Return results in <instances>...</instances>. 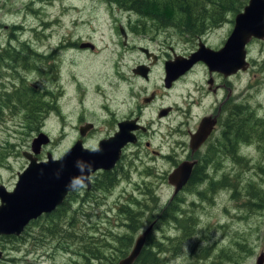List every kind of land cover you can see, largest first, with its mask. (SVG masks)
Masks as SVG:
<instances>
[{
    "label": "rangeland",
    "instance_id": "obj_1",
    "mask_svg": "<svg viewBox=\"0 0 264 264\" xmlns=\"http://www.w3.org/2000/svg\"><path fill=\"white\" fill-rule=\"evenodd\" d=\"M142 19L135 13L115 8L108 0H0L1 43L13 38L16 39L14 45L26 42L39 54L37 57L43 55V58H38L37 66H30L21 73L26 76L25 85L47 93L43 101L55 106L39 125L30 123L28 118H32V115L26 117L27 110L24 108L16 114L5 110L4 119L0 120V184L14 189L19 172L29 163L23 151L31 150L33 138L41 131L52 140L43 149L44 159H47L48 152L55 158L61 157L74 144L83 122L95 121L98 125L87 146H95L111 131L107 122H101L107 116L106 106L115 107L121 97V89L122 92L126 89L139 91L147 84L132 73L131 68L141 60L138 53H126L124 60H119L120 52L126 50L121 44L125 37L114 24L126 26L129 23L133 28ZM234 23L235 16H230L228 23L208 31L201 38L212 48L222 47ZM148 26L151 27L147 32L132 33L135 42L147 44L146 38L167 39L179 54L187 53L198 45V39L184 40L181 36L188 32H180L175 25L171 29L181 36L168 28H155L153 24ZM76 39L94 42L97 50L75 47L70 40ZM65 40L66 45H61ZM148 43L155 45L151 41ZM248 45L251 69L234 78L221 92V99L231 92L229 106L237 105L240 92L246 89L255 93L252 100L254 105H264V40L253 38ZM47 55L53 56L50 65L54 63L55 68L50 66L43 73L38 67L45 62L44 56ZM200 70L199 79L206 84L208 77L204 76V67ZM124 75L130 76L129 84L120 78ZM16 80L18 86L20 80ZM159 81V76L154 75L148 85L153 86ZM192 82L190 78L187 84ZM80 118H83V122H80ZM179 123L171 122L162 127L163 134L156 136L158 146L165 139L170 124ZM236 158L240 159V163L233 160ZM236 158L225 157L219 175L221 180L225 177L236 178L235 184L215 190L206 184L190 185L179 192L182 195L193 186L191 191L184 194L185 200L181 202L182 216L188 217L186 225H192L194 229L191 237L184 240L186 231L175 222L153 229V244H162L161 257L167 261L166 264H257L259 256L264 254V206H257L245 213L241 212L243 206L239 204L252 201L253 197L260 202L259 205L261 200L264 201V177L260 175L261 171L264 172V139H260V132L256 133L255 139L241 143ZM172 170L161 161L160 174L164 171L171 173ZM201 189H205L208 196L204 194L198 204L197 191ZM84 194L82 191L75 200V209L79 208L80 197ZM173 194L174 188L169 184L154 188L153 183H149L146 190L136 174L124 189L118 186L110 191L104 190V193L99 192L95 200L86 198L77 216L68 210L63 214L59 212V215L47 220L33 222L28 231L15 239L2 236L0 249L4 256L0 264L118 262V255L129 243V236H133L135 242L136 237L151 224V218L157 215V207L161 211ZM127 207L132 209L128 214L134 218L137 214L133 210L144 211V225L139 226L137 231L127 226V216L121 212ZM191 217L195 223L190 221ZM52 221H57L62 228L58 233L49 234L46 230ZM65 247L70 249L66 250ZM224 249L225 254L221 253ZM94 250L100 255L94 256ZM155 250L158 251L157 248Z\"/></svg>",
    "mask_w": 264,
    "mask_h": 264
},
{
    "label": "flooded vegetation",
    "instance_id": "obj_2",
    "mask_svg": "<svg viewBox=\"0 0 264 264\" xmlns=\"http://www.w3.org/2000/svg\"><path fill=\"white\" fill-rule=\"evenodd\" d=\"M114 25L115 28L121 32L120 26L123 25L121 23H116ZM153 25L155 28L166 29L154 23ZM124 29L126 32V38L122 40L121 44L126 50L120 52L119 60L123 61L126 53H138L141 60L136 62V64L131 68L132 73L134 77L144 80L147 84L142 86L139 91L126 89L122 92L121 89L122 94L115 107L110 108L109 106H106L107 116L101 122H107L111 131L109 130L107 135L99 139L98 143L93 147L90 145L87 146V144L92 135L97 131L98 125L97 123H94L95 121L83 122V118H80V122L83 123L79 126L78 135L74 139L73 145H75L78 141H82V146L85 149H99L101 142L115 136L116 133L120 131V125L123 123H126L128 133L135 136V141H129L121 147L120 157L117 159L116 164L112 169L107 170L101 168L95 171L91 170L88 182L82 183L76 189L69 191L64 201L59 204L54 211L42 214L37 219L31 221L27 228L30 227L33 222L42 219L46 220L48 216L56 212L65 202H67V209L64 212L68 210L77 216V213H81L80 211L83 207V201L86 198L95 200L99 192L104 193V190L110 191L118 186H121L124 189L131 183L136 174L139 175V178L146 190L149 188V183H153L154 188H156L157 185L160 187L164 184H169L175 189V187L169 182V171H164L163 174L159 173L161 161L168 167L175 170L182 162L186 160H194L196 161V164L192 169L190 176V181L194 179L193 185L197 186L206 184L212 189H219L221 188V177H219V175H221V163L224 164L225 157L230 159L234 158V156H228L227 152L221 151V141L223 137L227 135L231 140L233 139L234 143L231 145V148L233 149V152L236 151V153H239V147L241 145L238 138V134L241 130L239 122H250L254 128L258 123L264 122V105L263 103H261L259 107H257V104L254 105L252 100L254 99L255 93H251L248 89L240 92L241 98L237 102V105L229 106L231 92H228L221 99V92L225 91L227 84H231L234 78L248 72L251 69V62H249L247 70L238 71L237 73L227 77L218 71L211 72L209 67L203 61H198L185 70V67H179L175 64V59L177 57L189 58L192 53L197 51L200 43L204 42L201 37L206 35V33L201 37L191 39L188 37V34L181 36L175 30L168 28L167 30H172L173 32L175 31L174 33L183 37L184 40L189 39L196 41L198 39V45L196 48L187 53L179 54L177 53L175 46L167 39L159 41L155 38H146L147 44H144V42L138 44L132 36V33L134 35L136 34L134 28H132V26L128 23L124 26ZM166 32L167 31L164 33ZM121 35L123 37L122 32ZM13 41L16 42V39L10 38L4 43H1L0 41V110L4 111L17 108V105H20L14 97V91L18 87H22V85L25 84L26 76L21 73V70H27L30 66H32V56L30 54V50L35 51L34 48L26 42H20L19 45L16 46L13 44ZM66 41L67 40L63 41L61 45L65 46ZM70 41H72L71 43L74 42L73 45L75 47L82 48V40L76 39ZM70 41H68V43ZM148 41L154 42L155 45L149 44ZM87 42H91L95 45V48L86 47L87 49L97 50V45L94 42ZM24 47H28L29 49L27 50ZM219 48L213 49L217 50ZM6 50L16 51L20 54L13 55L8 53V57H5L2 53H7L4 52ZM22 52H24V55L22 56L29 57V63L26 61H19ZM36 54L38 53L36 52ZM41 57H43V55L39 56L40 59ZM50 58H53V56H44V59H46L45 62L41 64V67H38L41 68L40 70L43 73H45L46 70L48 71L50 66L55 68L54 63L53 65H50ZM202 67H204V76L206 75V77H208L206 84L202 83L199 79L201 77L200 72H202L200 68ZM136 69H139L141 72L145 69L147 70V74H139L136 72ZM128 70L130 71V67ZM154 75H158L160 81L155 83L153 86H149L148 84ZM8 78L9 81H6ZM120 78H124L125 84H129V75H124ZM190 78L193 79V82L192 84H187ZM16 79L20 80V84L18 86ZM43 94L44 96H47V93L43 92ZM10 98L12 101H10ZM206 117L216 123L205 141L196 151H193L191 147L192 135L199 129L203 119ZM171 122L180 123L178 125L170 124L169 131L164 136L165 139L163 142L160 141L159 143L161 144L158 146L156 143L157 134H163L162 127ZM253 123L255 125H253ZM87 124L92 125L86 129L83 126H86ZM255 137L256 133L253 134V138L251 139H255ZM263 138L264 130L263 132H260V139L263 140ZM45 146L46 145L43 146L41 153L38 155L39 161L46 160L42 156ZM24 152L25 151H23V153ZM49 153L50 152L47 153V157ZM221 158L223 160H221ZM201 170L205 175L203 182L195 181L198 179L197 177L199 176ZM260 175L264 177V173L262 171ZM191 190L192 189H189L188 191ZM82 191H84L85 194L80 197L79 208L75 209V200H77ZM186 192L182 195L173 194L161 211L160 208L157 207V211L155 212L157 214L155 215V223L158 224L159 218L162 216L163 212L169 214V212L172 211L171 206H176V199L178 197L180 202L184 201V194ZM202 192L203 195L206 194L208 196V192L205 189L197 191V196L199 197V200L197 201L198 204L201 203L203 199V197L201 198ZM239 204L243 206L241 212L245 213L252 210L256 206V204L251 201ZM130 210L132 209L127 207L121 212L127 216V226L129 227V224H131V227L134 228L135 219L129 222L128 213ZM174 211L176 216V207L174 208ZM133 213L143 214L144 211L133 210ZM130 216L133 217V215ZM244 218H246V215ZM170 222L172 223V218L169 219V223ZM160 226L161 225H159V227ZM25 231L20 235L7 237L15 239L23 235ZM193 233L189 236H186L185 234L184 240L191 237Z\"/></svg>",
    "mask_w": 264,
    "mask_h": 264
},
{
    "label": "water",
    "instance_id": "obj_3",
    "mask_svg": "<svg viewBox=\"0 0 264 264\" xmlns=\"http://www.w3.org/2000/svg\"><path fill=\"white\" fill-rule=\"evenodd\" d=\"M121 32L126 38L124 28H121ZM253 37L264 39V0H249L244 10L235 16L234 27L223 47L216 50L201 42L197 51L189 58L177 57L174 62L187 70L194 63L203 61L211 72L218 71L227 77L248 69L247 46ZM81 47L95 48V45L83 42ZM136 72L147 74L145 69L142 72L136 69ZM215 123L207 117L203 119L191 138L193 151L205 141ZM91 125L83 127L87 129ZM50 141V136L43 131L34 137L31 150L23 153L29 161L28 166L18 174L14 189L10 190L0 184V237L20 235L31 221L44 213L54 211L69 191L88 182L91 170L112 169L120 157L121 147L129 141H135V136L128 133L126 123H123L115 136L101 142L99 149H85L82 141H78L60 158H55L49 153L46 160L39 161L38 155ZM195 164L194 160H186L170 173L169 182L175 187V195L190 181ZM154 223L136 237L132 249L116 264L136 263L146 246L148 236L153 231ZM2 256L0 249V258ZM257 264H264V254L259 256Z\"/></svg>",
    "mask_w": 264,
    "mask_h": 264
},
{
    "label": "trees",
    "instance_id": "obj_4",
    "mask_svg": "<svg viewBox=\"0 0 264 264\" xmlns=\"http://www.w3.org/2000/svg\"><path fill=\"white\" fill-rule=\"evenodd\" d=\"M108 1L115 8H118L121 11H125L128 13H135L143 18L142 20L139 21L140 23H138L136 26H133L134 30L136 31L135 33L137 34L147 32V30H150L151 27L148 25L154 23L162 28H172L171 26L175 25L180 32L181 31L188 32L187 33L188 37H190L191 39H196L197 37H201L208 31L216 27L222 26L225 23H228L230 21V16L233 17L236 16L249 3V0H108ZM176 32L179 33L178 31ZM24 48L27 50L29 49L28 47H24ZM4 52H7L5 54L2 53V55H4L5 57H8L9 54H13V55L20 54L19 52L11 51V50H6ZM30 54L32 56L31 65L37 66V60H40L38 59L39 57H37L35 51L30 50ZM22 55H24V52L21 53L19 61H26L29 63V57ZM14 97L16 98V101H18L20 105H17V108H12L11 111L13 112L11 113L16 114L19 110H22V108L26 109L27 110L26 117H29V115L31 114L32 118L29 117L28 119L30 120V123L34 125H39V122L43 121V118L47 116L49 110H52L55 107L52 106L51 104H47V102H43L44 94L41 93L39 88H36L34 86H27L23 84L22 87H18L17 89H15ZM10 101H12L11 98ZM0 111H1V121H2L4 119V115L6 111L4 110H0ZM239 123L241 130L238 134V138L241 143L253 138L254 133L263 132L264 130V123L262 122L258 123L255 128L252 126L250 122H239ZM249 124H250V128L248 127ZM253 125L255 124L253 123ZM233 143L234 140L233 139L231 140L227 135H225L221 141V151L227 152L228 156H234V158H236L238 152L237 153L236 151L233 152V149L231 148V145ZM233 160L235 162L240 163V159L238 158ZM204 177H205L204 172L201 170L199 176L197 177L198 179L195 181L203 182ZM193 180H191L190 185H193ZM236 182H237L236 178L228 179L225 177L224 179L221 180V188L229 187L230 184H235ZM210 189L215 190L212 188ZM251 202L256 204L255 207L258 206V208L259 207L263 208L264 206L263 200H261V205H259L260 202L254 200V197ZM180 203L181 202L178 197L176 199V206H175L177 208V215L175 216V212L173 211H170L169 214L163 212L162 216H160L159 218L160 222L158 221V224L155 223L154 229L155 227L156 228L159 227V225H162L164 223H169V219L172 218V222L177 223L180 229H184L186 231V236L191 235V233H193L194 231L193 226L186 225L188 217L182 216V211H181L182 206L180 208ZM66 204L67 202H65L60 208H58L56 212L48 216V218L54 215H59V212L63 213L66 210ZM142 218H143V214L141 213H137L135 218L129 215V222L135 219L136 228L132 227L133 230L137 231L139 229L138 228L139 226L141 227L142 225H144ZM141 219L142 222H139L137 224V222ZM151 219L152 222L156 220L155 217ZM190 221L193 223L196 222L195 219H193L192 217L190 218ZM129 227H131V224H129ZM61 229L62 228L59 226L57 221L50 222L46 227V230L49 232V234L58 233ZM135 231L133 232V234L135 233ZM73 234L76 236L75 232ZM153 237H154V232H152L148 236L146 246L143 249L141 255L139 256L135 264H166L167 261L161 257L163 252L162 245L161 243L153 244ZM133 243H134V237L129 236V243L120 251V254L118 255L119 260L125 257L129 253V250L132 248ZM155 248H157L158 251H156ZM68 249L70 248H66V250ZM92 253H95L94 256L100 255V253L97 252L96 250H94ZM221 253L225 254L226 249L222 250ZM116 263L117 261L114 260L110 264H116ZM99 264H108V263L104 261H100Z\"/></svg>",
    "mask_w": 264,
    "mask_h": 264
}]
</instances>
